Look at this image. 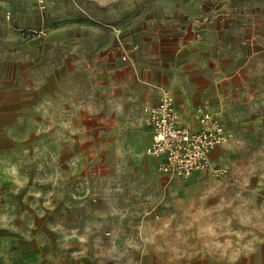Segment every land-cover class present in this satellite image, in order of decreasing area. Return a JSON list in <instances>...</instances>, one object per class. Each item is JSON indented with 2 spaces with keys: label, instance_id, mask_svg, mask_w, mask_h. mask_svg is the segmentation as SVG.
<instances>
[{
  "label": "rangeland",
  "instance_id": "rangeland-1",
  "mask_svg": "<svg viewBox=\"0 0 264 264\" xmlns=\"http://www.w3.org/2000/svg\"><path fill=\"white\" fill-rule=\"evenodd\" d=\"M180 1L0 0V207L32 241L22 264H264V0L143 18ZM175 73L226 127L222 175L148 163L143 107Z\"/></svg>",
  "mask_w": 264,
  "mask_h": 264
},
{
  "label": "built area",
  "instance_id": "built-area-1",
  "mask_svg": "<svg viewBox=\"0 0 264 264\" xmlns=\"http://www.w3.org/2000/svg\"><path fill=\"white\" fill-rule=\"evenodd\" d=\"M44 6L46 0H38ZM144 122L152 133L147 147L150 156L159 158L165 173L188 177L199 170L212 169L216 176L227 171L219 164L212 166L213 152L227 143L225 125L207 104L198 107L196 125L184 122L173 94L163 90L154 103L143 107Z\"/></svg>",
  "mask_w": 264,
  "mask_h": 264
},
{
  "label": "crops",
  "instance_id": "crops-1",
  "mask_svg": "<svg viewBox=\"0 0 264 264\" xmlns=\"http://www.w3.org/2000/svg\"><path fill=\"white\" fill-rule=\"evenodd\" d=\"M244 5L248 0H243ZM229 7V5L220 3H212V2H198L197 0H181L178 4L175 5V8L171 7L170 4L165 2H157L149 11L148 14L144 15V20H149L153 22V20L166 22V21H177L188 24H195L196 22H206L208 18L216 16L219 19L225 18L223 15V11L221 8ZM157 8L159 12V18L156 19V13H154V9ZM161 18V19H160ZM170 88L173 93L170 91L174 98L176 105L181 114V118L184 122L192 124L194 127L196 125V120L194 117V105L202 103L198 98H193L194 92H190L185 86L182 85L181 80L177 73L173 74L170 78ZM169 91V90H168ZM176 94V96H175ZM160 94L155 97L153 100L146 103V105L154 103L159 98ZM180 105H179V103ZM194 104V105H193ZM206 104V103H205ZM144 105V106H146ZM202 105V104H200ZM209 105V104H207ZM210 106V105H209ZM211 107V106H210ZM212 109V108H211ZM214 111V109H212ZM147 127V126H146ZM149 132V144L151 142L152 133L150 129L147 127ZM152 159H149L148 163H159V158L151 156ZM4 163H0V188L4 184ZM15 185V184H14ZM32 226V225H31ZM37 228V225H33ZM32 230V229H31ZM21 232H23L21 225L11 224L6 222V217L4 213V208L0 207V264H22V254H23V246H27L28 243H32V241H23ZM12 233V234H11ZM28 242V243H27ZM17 244V245H16ZM17 246V247H16ZM192 255H184L181 257V260H178V255L175 254L174 258H171L170 255L159 253L158 257L161 259V262L164 264L171 263H180V264H192L188 258H191ZM229 255L227 254L221 260L229 261ZM212 255H203V260H207V262H213ZM196 258V257H195Z\"/></svg>",
  "mask_w": 264,
  "mask_h": 264
}]
</instances>
